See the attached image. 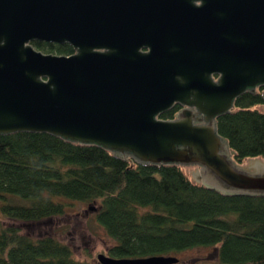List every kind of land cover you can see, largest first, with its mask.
<instances>
[{
	"label": "water",
	"instance_id": "95a60500",
	"mask_svg": "<svg viewBox=\"0 0 264 264\" xmlns=\"http://www.w3.org/2000/svg\"><path fill=\"white\" fill-rule=\"evenodd\" d=\"M33 40L74 53H43ZM262 83L264 0H0V134L48 133L138 164L183 166L221 194L264 196V156L236 163L215 128L226 112L264 113L230 110ZM175 102L184 107L172 119L158 117Z\"/></svg>",
	"mask_w": 264,
	"mask_h": 264
},
{
	"label": "trees",
	"instance_id": "16d2710c",
	"mask_svg": "<svg viewBox=\"0 0 264 264\" xmlns=\"http://www.w3.org/2000/svg\"><path fill=\"white\" fill-rule=\"evenodd\" d=\"M31 45L43 53L71 52L67 44ZM262 103L259 93L245 91L231 110ZM215 128L235 151L236 163L264 156V113L256 108L221 114ZM14 196L24 201L7 199L18 200ZM0 198L1 215L21 222L64 216L72 202H96L94 219L112 240L110 257L215 246L219 264H264V196L221 194L192 183L180 166L138 164L43 132L0 134ZM0 264L99 263L75 259L52 236L33 238L9 224L0 228Z\"/></svg>",
	"mask_w": 264,
	"mask_h": 264
},
{
	"label": "rangeland",
	"instance_id": "374dc122",
	"mask_svg": "<svg viewBox=\"0 0 264 264\" xmlns=\"http://www.w3.org/2000/svg\"><path fill=\"white\" fill-rule=\"evenodd\" d=\"M240 164L242 165V162ZM180 167L185 173L184 167ZM9 197L7 199L11 202L22 203L24 201L16 196L14 197L18 200ZM97 207L96 202H72L66 210V215L39 222L9 220L0 213V228L11 224L16 226L21 233H26L33 238L44 235L52 236L68 245L75 259L93 262L97 261L98 254L107 255V247L112 243L94 219ZM170 255L177 258L174 264H219L216 259L215 246H198Z\"/></svg>",
	"mask_w": 264,
	"mask_h": 264
},
{
	"label": "flooded vegetation",
	"instance_id": "af4514ba",
	"mask_svg": "<svg viewBox=\"0 0 264 264\" xmlns=\"http://www.w3.org/2000/svg\"><path fill=\"white\" fill-rule=\"evenodd\" d=\"M195 3H196V4H199V1H195ZM51 43H54V44H57V45L67 44V46H69L71 52L68 53V54H61V55H69V54L74 53V49H73V47H72L70 44H68V43H55V42H51ZM136 50H137L139 53H147V52H149V46H148V45L140 44V45L136 48ZM53 54H56V53H53ZM219 76H220V73L217 72V71H213V72H211V73L209 74V77H210L211 80H213V81H217V79L219 78ZM263 89H264V84H263V83H262V84H259V85L256 86L257 93H259L260 96H261V91H262ZM245 91H247V90H244L243 92H245ZM243 92H242V93H243ZM248 92H249V91H248ZM262 98H263V103L260 104V105H264V97H262ZM234 99H235V98H234ZM232 106H233V102H232L231 108H232ZM183 107H184V106L181 105V104H179V103H176V102L173 103V104L171 105V107H169L168 109L165 110V111H169V110H172V109H173V112H172L171 117L166 118V119H172V118L174 117L173 114H174V113H177V111H178L179 109L183 108ZM231 108H230V110H231ZM162 112H164V111H162ZM162 112H161V113H162ZM159 114H160V113H159ZM238 164H240V163H238Z\"/></svg>",
	"mask_w": 264,
	"mask_h": 264
}]
</instances>
